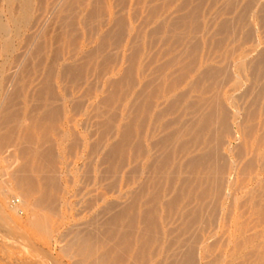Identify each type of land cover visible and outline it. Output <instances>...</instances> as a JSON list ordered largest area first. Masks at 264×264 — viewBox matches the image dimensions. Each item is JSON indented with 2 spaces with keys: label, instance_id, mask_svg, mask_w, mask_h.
Returning a JSON list of instances; mask_svg holds the SVG:
<instances>
[{
  "label": "rangeland",
  "instance_id": "1",
  "mask_svg": "<svg viewBox=\"0 0 264 264\" xmlns=\"http://www.w3.org/2000/svg\"><path fill=\"white\" fill-rule=\"evenodd\" d=\"M19 3L0 264H264V0Z\"/></svg>",
  "mask_w": 264,
  "mask_h": 264
},
{
  "label": "bare ground",
  "instance_id": "2",
  "mask_svg": "<svg viewBox=\"0 0 264 264\" xmlns=\"http://www.w3.org/2000/svg\"><path fill=\"white\" fill-rule=\"evenodd\" d=\"M8 1V3H12L13 4V2L14 1H19L20 3L19 4H21V7H20V13H18L19 15H17V16H11L12 18H14L15 20H26L27 21V19L29 18V12H30V9H31V7H32V3H33V0H7ZM16 5V4H15ZM15 7V6H14ZM6 8V7H5ZM13 8V7H12ZM11 8V9H12ZM186 8H187V1H185L184 2V4H183V9L184 10H186ZM195 8H197V6H195ZM10 9V10H11ZM194 10V9H193ZM19 11V10H18ZM2 12V11H1ZM11 12H12V10H11ZM192 12H195V11H192ZM4 13V12H3ZM2 13V14H3ZM10 13V12H9ZM195 14V13H194ZM1 15V14H0ZM5 15V14H4ZM11 15V14H10ZM188 15L189 14H187V12L185 11L184 12V14H183V16H184V18H183V20H185V21H187L186 19H188L187 17H188ZM31 16V15H30ZM2 17V16H1ZM8 18V17H7ZM24 22V21H23ZM22 23V22H21ZM27 23V22H26ZM185 24H186V22H185ZM8 31V30H7ZM4 32H6V28L4 27V24L2 23V21L0 20V35L1 34H4ZM9 36H10V34H9ZM3 38V37H2ZM9 40V39H8ZM7 43V42H6ZM5 43V44H6ZM7 47L9 46L8 45V43H7V45H6ZM10 47V46H9ZM6 50V49H5ZM1 208V207H0ZM5 214L3 213H1L0 212V219H2V220H6V217L4 216Z\"/></svg>",
  "mask_w": 264,
  "mask_h": 264
},
{
  "label": "built area",
  "instance_id": "3",
  "mask_svg": "<svg viewBox=\"0 0 264 264\" xmlns=\"http://www.w3.org/2000/svg\"><path fill=\"white\" fill-rule=\"evenodd\" d=\"M9 205L12 208H17L19 206V200H17V199H11L9 201Z\"/></svg>",
  "mask_w": 264,
  "mask_h": 264
}]
</instances>
